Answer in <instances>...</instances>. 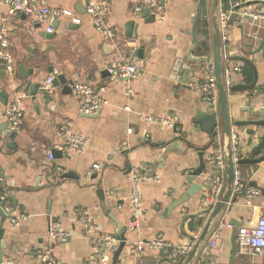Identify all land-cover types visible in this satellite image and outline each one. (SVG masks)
I'll return each mask as SVG.
<instances>
[{
	"label": "crops",
	"instance_id": "obj_1",
	"mask_svg": "<svg viewBox=\"0 0 264 264\" xmlns=\"http://www.w3.org/2000/svg\"><path fill=\"white\" fill-rule=\"evenodd\" d=\"M104 1L110 5L106 23L115 33L114 41L96 30L86 0L36 1L37 6L62 10L53 34H48L33 16L14 13L12 7L0 0V21L5 20L8 27L14 66L11 72L0 65V197L6 198L12 211L11 217L0 213L5 264H41L45 256L58 264H100V239L117 237L119 227L126 239L119 264H186L218 206L207 209L204 205V199L212 194L206 186V178L212 173L208 157L215 150L227 151L228 143L220 104L208 105L199 92L209 66H214V1L202 0L200 6L194 54L209 58L202 64L187 60L190 33L201 0H160L164 11L161 20L152 11L145 17L144 11L136 14L137 0ZM222 9L236 12L222 42L224 71L240 69V74L234 73L232 84L226 87L253 82L255 72L250 65L231 61L243 57L253 61L263 91L228 93L230 119L232 123L264 120V18L241 16L245 12L264 16V3L220 0L219 12ZM152 16L154 22L150 21ZM129 22L135 23L131 30ZM121 56L141 62V73L132 84L130 97L124 81L108 72V67ZM56 73L72 82L104 87L107 104L88 116L80 112L70 90L52 88L46 100L40 93L42 88L36 96L31 95L28 82L43 87ZM20 96L26 111L18 135L11 142L1 134L7 124L4 112ZM200 113L218 115L219 125L213 134L199 125ZM149 117L177 118L175 126L179 132L150 122ZM68 121L73 123L75 132L89 140L87 150L62 149L61 128ZM231 131L233 145L242 159L264 155V126H232ZM54 150L61 154L50 159L49 152ZM202 153L206 165L203 174L194 179L197 189L183 205L169 213L174 199H182L191 188L186 179L200 166ZM134 168L146 174V179L139 183L144 216L138 228L130 229L129 193ZM238 169L243 190L235 202L232 195L226 211L216 217L193 264H230L233 229L224 227L216 246H209L218 223L236 222L254 228L264 215V164H243ZM92 171L94 174H90ZM68 172H73V176L63 178ZM251 189H257L259 194L247 205L245 196ZM185 217L190 219L183 223ZM54 222L70 233L66 243L50 240L49 229ZM156 240L164 242L166 249L152 247ZM140 243L142 253L136 251ZM190 245L193 248L186 258L175 259L172 253L167 256L170 247ZM107 258L108 264H112L113 252ZM231 264H264V255H241L237 247Z\"/></svg>",
	"mask_w": 264,
	"mask_h": 264
},
{
	"label": "built area",
	"instance_id": "obj_2",
	"mask_svg": "<svg viewBox=\"0 0 264 264\" xmlns=\"http://www.w3.org/2000/svg\"><path fill=\"white\" fill-rule=\"evenodd\" d=\"M12 7L14 13H23L25 15L33 16L36 21L45 27L48 34L55 32V23L62 15V10L57 8H51L48 6H37V0H1ZM167 1V0H165ZM160 0H137V4L134 8L136 14H142L145 9H149L153 12L156 19H163L164 11L160 6ZM248 3H264V0H243V4ZM86 9L89 15L92 17L96 30L102 34L109 41H114L115 33L107 25L106 16L110 11V5L104 0H86ZM236 13L235 11L221 10L219 12V23L221 30L222 42L228 35L231 16ZM251 15L254 19L264 18L261 14H250L245 12L241 14L242 17ZM11 46L10 37L8 33V27L5 20L0 21V65H5L9 71L14 70L13 56L9 52ZM108 72L114 78H117L125 83V92L127 96L132 95V84L138 79L141 73V62L136 59H130L125 56H121L119 60L114 61L109 67ZM240 74L239 68L229 69L224 71V82L226 86L232 84L233 74ZM54 77H49L44 85L43 91L47 93L52 92V83ZM73 94L76 97L80 112L85 115H90L99 112L107 102L103 96L105 92L104 87H96L92 84L74 82L72 85ZM200 97L202 101L212 107H216L220 104L218 84L216 78L215 67L209 66L206 73V77L200 83L199 86ZM26 111V105L23 101V96L16 99L12 106L7 108L4 112V120L8 127L17 131L20 128L21 121ZM150 122L165 124L169 128L176 129L175 120L171 119H155L153 117L147 118ZM73 123L65 122L61 128L62 149H70L76 152H83L89 147V140L81 134L75 132L73 129ZM234 138L232 137V162L234 165V184L232 195L237 196L243 190V182L240 177V171L238 169L239 162L241 161V155L237 146L233 145ZM227 155L225 150H215L208 157V162L212 165V173L206 178V186L212 190V194L204 199V205L207 209H213L217 206L224 195L225 185L227 180L226 167H227ZM50 159H54L52 152H49ZM94 174V171L90 172ZM132 187L129 193V201L131 205V223L130 229H136L140 225V220L144 216V208L141 197V191L139 183L146 179V174L140 168H134L132 170ZM259 193L257 189H251L245 196V202L250 205L252 199ZM0 210L8 213L11 212V207L7 203L5 197H0ZM228 227L233 229L231 224H225L224 222L218 223V230L211 236L209 246L215 247L217 240L220 238V231ZM50 240L53 242L66 243L71 235L66 232L60 223H53L49 229ZM197 237V236H196ZM195 237V238H196ZM198 238V237H197ZM103 248V254L101 256L100 264H108L109 260L107 255L114 252L118 245L116 237L104 236L100 239ZM164 242L156 240L151 244L156 249H166ZM142 243L136 247L138 253L143 252ZM237 247L238 253L241 255L248 254H260L264 255V215H261L257 221V225L254 228L241 227L237 234ZM192 245L186 247H174L172 252L173 258H186L192 251ZM42 263L58 264L54 260L44 257Z\"/></svg>",
	"mask_w": 264,
	"mask_h": 264
},
{
	"label": "water",
	"instance_id": "obj_3",
	"mask_svg": "<svg viewBox=\"0 0 264 264\" xmlns=\"http://www.w3.org/2000/svg\"><path fill=\"white\" fill-rule=\"evenodd\" d=\"M214 1V13H213V26L215 29V35L213 37V60H214V67H215V72H216V78H217V84H218V91H219V98H220V119L223 124V133L225 135V138L227 139L228 147H227V167H226V174H227V180H226V185H225V192L222 197L221 202L218 204L217 208L215 209L213 215L211 216L210 220L208 221L207 225L205 226L199 240L197 241L193 251L189 255L186 264H193L194 261L196 260L197 253L199 250L200 245L202 242L205 241L206 237L208 236L211 227L214 225L216 217L221 213L226 211L228 207V203L231 200L232 197V190H233V184H234V165L232 162V131L231 128L232 126L234 127H246V126H264V120L260 121H241V122H234L232 123L230 119V112H229V105H228V93H241L244 91H261L260 86L258 85V71L257 68L255 67L253 61L243 58V57H237V58H231V61H241L244 62L248 65H250L254 72H255V77L254 80L251 84L249 85H243V84H233L230 89H227L225 82H224V65L222 63V37H221V30H220V23H219V3L220 0H213ZM201 4L202 0L200 2V5L198 7V10L194 16V21H193V26L191 30V36H192V42L190 45V48L187 53V60L189 63L192 64H202L206 63L209 61V58L207 57H197L194 54V49L196 48L198 44V27L201 19ZM151 14V11L149 9L144 10L143 16H149ZM150 21L154 22L155 18L152 16ZM135 26L134 22H129L128 27L131 28ZM131 32V31H130ZM261 51L264 53V42H263V47L261 48ZM142 51H138V53H141ZM141 57V55H140ZM22 69V68H20ZM74 82L69 81L65 75H61L56 73V76L54 77L52 87L53 88H64V90L69 91L70 93H73L72 90V85ZM28 86L31 87V95L36 96L39 90L42 88V91L40 92L44 96V100L48 99L50 94L47 92L43 91V87L40 83L36 85H32L30 82H28ZM28 87V88H29ZM36 89V90H35ZM263 92V91H261ZM5 104V101H2ZM88 116H93V114H90ZM199 125L202 127V129L210 134H213L215 130L218 128L219 121H218V115L217 114H205V113H200L199 114ZM174 132L177 133L179 132L176 129H174ZM3 136H7L11 142H14L15 138L17 137L18 133L17 131H13L11 129H8V125L5 124L4 128H2V133ZM60 151L54 150L52 151L53 158H57L58 155H60ZM243 164H250L253 166L259 165V164H264V155L261 157H256V158H245L241 159L239 162V165ZM205 162L203 159V153L200 154V166L197 169H194L189 173V177H187L186 181L187 183L191 184V188L187 191L186 196L183 197L182 199L175 200L173 201L172 205L169 206L168 211L171 213V211L181 205L185 201H187V198L191 196V193L197 189V185L194 183V179L196 177H199L203 174V171L205 169ZM153 175H155L156 171V166L153 167ZM73 172H68L63 174V178H71L73 176ZM253 187H257V184H252ZM237 199V196H233L232 201L235 202ZM16 205L15 199H13ZM0 213L3 217H11L12 216V211L11 212H4L0 210ZM183 213V212H182ZM190 217H185L183 223H186ZM230 224L233 226V250H232V259L231 263L234 262L236 252H237V245H236V237L238 234V231L241 227L244 225H240L239 223L236 222H230ZM1 233V232H0ZM1 237V236H0ZM117 240H118V245L116 249L113 252V261L112 264H119L120 261V255L125 247L126 244V239H125V233L121 227H119V230L117 231ZM189 239H193V237L188 236ZM4 247L3 241L0 238V264H5L3 263V256H2V248ZM174 247H170L167 253V256L171 255L173 252ZM41 264H50V263H41Z\"/></svg>",
	"mask_w": 264,
	"mask_h": 264
},
{
	"label": "trees",
	"instance_id": "obj_4",
	"mask_svg": "<svg viewBox=\"0 0 264 264\" xmlns=\"http://www.w3.org/2000/svg\"><path fill=\"white\" fill-rule=\"evenodd\" d=\"M255 158V157H254Z\"/></svg>",
	"mask_w": 264,
	"mask_h": 264
}]
</instances>
